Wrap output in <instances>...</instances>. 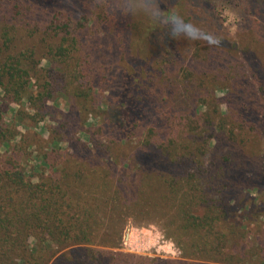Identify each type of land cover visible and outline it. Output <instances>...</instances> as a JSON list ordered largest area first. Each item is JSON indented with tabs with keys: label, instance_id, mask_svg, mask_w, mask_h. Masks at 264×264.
Segmentation results:
<instances>
[{
	"label": "trees",
	"instance_id": "16d2710c",
	"mask_svg": "<svg viewBox=\"0 0 264 264\" xmlns=\"http://www.w3.org/2000/svg\"><path fill=\"white\" fill-rule=\"evenodd\" d=\"M146 1L0 0V264H264V35ZM154 218L183 259L111 250Z\"/></svg>",
	"mask_w": 264,
	"mask_h": 264
},
{
	"label": "rangeland",
	"instance_id": "374dc122",
	"mask_svg": "<svg viewBox=\"0 0 264 264\" xmlns=\"http://www.w3.org/2000/svg\"><path fill=\"white\" fill-rule=\"evenodd\" d=\"M144 1V0H139ZM175 1V0H173ZM178 1V0H176ZM173 2L174 4L177 2ZM151 3L150 0L146 1ZM256 2H262L261 0H183L182 3H178V7L183 9L184 12L192 10L195 12L197 9H202L203 15H206L210 20L212 26L215 29H219L229 36L235 44V50L238 55L245 52V49L240 44L241 41L246 42L249 40L246 34L249 30H253L255 36L264 35V26L262 29V21H260L253 13V7ZM55 3V2H54ZM53 3V4H54ZM202 4V5H201ZM154 8H164L170 6L169 2H158L152 4ZM151 5V6H152ZM54 5H50L49 9L44 11H49L50 13L55 11L52 8ZM45 8V7H44ZM43 13V12H42ZM49 13V14H50ZM48 15L44 14V19ZM264 23V22H263ZM252 32V31H251ZM251 34V33H250ZM251 49V48H250ZM156 55H160L157 53ZM43 66H46V62H42ZM2 91L0 89V99L2 98ZM225 94L223 91H218L217 95L222 97ZM260 104L264 108V91L260 94ZM50 103L49 105H51ZM23 105L28 112L34 113L29 109L28 102L23 101ZM19 106L15 105L14 109H18ZM193 108V107H192ZM225 109V107H223ZM54 115H46L39 119L37 125L32 123L28 125L31 129H34L38 133L45 134V130H48L55 125ZM56 118V117H55ZM98 113H91L86 118V124L96 125L98 122ZM264 120V116H263ZM27 126V127H28ZM26 127V128H27ZM20 132H24L26 129L24 125H19ZM46 132V133H47ZM83 139V137H81ZM84 140V139H83ZM33 142V141H32ZM39 144V143H34ZM37 145H31L28 147L27 153L22 152L21 160L23 166L28 173L32 167L39 166L42 164V159L40 154L46 153L48 149V144L40 143ZM59 146L66 148L65 143H60ZM43 147V148H41ZM41 151V152H40ZM24 153V154H23ZM29 175V174H28ZM34 182H37L36 178H33ZM264 179V178H263ZM251 196L257 199V201H264V181L260 183L259 188L256 190H251ZM264 223V218L260 220ZM33 240V239H32ZM114 251H121L124 253L135 254L140 256L152 257V258H162V259H172L180 260L183 259V254L181 249L177 246L173 239L169 238L164 230L163 224L158 219H142L135 221L129 219L123 229L121 244L117 248H111Z\"/></svg>",
	"mask_w": 264,
	"mask_h": 264
}]
</instances>
